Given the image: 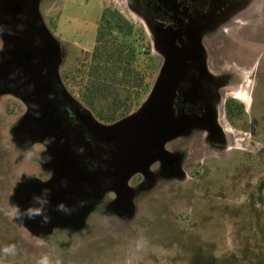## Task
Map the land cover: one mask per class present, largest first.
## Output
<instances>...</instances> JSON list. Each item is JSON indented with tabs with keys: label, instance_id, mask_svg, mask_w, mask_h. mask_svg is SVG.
<instances>
[{
	"label": "rangeland",
	"instance_id": "rangeland-1",
	"mask_svg": "<svg viewBox=\"0 0 264 264\" xmlns=\"http://www.w3.org/2000/svg\"><path fill=\"white\" fill-rule=\"evenodd\" d=\"M18 3V14L0 20V264H39L43 257L48 264H264V102L256 94L251 106L230 96L248 113L231 124L223 118L224 133L217 129L211 137L219 146L203 138V122L176 118L183 128L164 144L165 156L145 173L127 176L124 190L110 182L89 187L43 224L20 216L26 215V198L57 178L60 155L53 136L25 117L26 104L11 92L14 85L36 72L45 78L72 156L91 171L106 148L78 116L59 72L92 50L102 9L111 7L137 39V65L145 74L140 107L160 76L167 44L148 33L125 0ZM30 21L40 35L28 53L22 36ZM231 31L205 42V62L214 72L244 66L245 77L257 74L258 82L264 73V5L234 29L231 35L241 41L231 43ZM7 52L18 55L20 76L3 66ZM199 125L201 132L190 137Z\"/></svg>",
	"mask_w": 264,
	"mask_h": 264
},
{
	"label": "water",
	"instance_id": "water-1",
	"mask_svg": "<svg viewBox=\"0 0 264 264\" xmlns=\"http://www.w3.org/2000/svg\"><path fill=\"white\" fill-rule=\"evenodd\" d=\"M18 2L19 0H0V20L3 21L9 13L11 16L18 14V9L21 8ZM37 27L30 21L23 32L24 52L31 53L35 45L38 46L40 31ZM47 31L49 34L48 28ZM43 39L50 40L47 34ZM17 58L18 55L7 52L3 66L9 72L20 76L21 69L16 64ZM40 75L39 72L33 73L26 79L28 81H23V85H14L11 81L14 85L11 92L23 97L26 104L25 117L53 136L54 145L60 155L57 178L44 186L41 193L34 194L33 191L26 198L27 206L37 209H26V215L23 212L20 216L32 219L31 224L48 222L52 211L77 200L89 187L110 182L116 189L124 190L127 176L145 173L153 162L163 158L164 144L183 128L182 122H177L171 113L176 72L171 67V56L168 54L147 100L133 114L111 125L98 122L69 95L64 86L66 94L80 108L78 115L86 128L96 134L106 148L105 155L93 170H83L72 156L65 126L54 114L48 86L45 78ZM59 77L61 78L60 72Z\"/></svg>",
	"mask_w": 264,
	"mask_h": 264
},
{
	"label": "flooded vegetation",
	"instance_id": "flooded-vegetation-1",
	"mask_svg": "<svg viewBox=\"0 0 264 264\" xmlns=\"http://www.w3.org/2000/svg\"><path fill=\"white\" fill-rule=\"evenodd\" d=\"M263 5L264 0H125L124 7L145 24L148 33L164 39L167 44L166 55L171 56V67L176 72L170 105L172 116L201 125L203 122L205 130L202 136L208 144L219 146L211 137L217 129H222L224 133L223 118L228 124L232 123L227 113L230 96L242 101L250 100L251 106L256 94V101L264 102V73L257 82V74L253 79L251 74L245 77L244 66L236 63L231 65L232 69L223 67L216 72L211 71L210 64L203 57L205 42L211 43L230 30L232 36L236 33L234 29L258 14ZM236 36H232L231 43L241 41ZM195 53H198L197 56ZM212 68L216 69L213 65ZM243 111L248 113L246 108ZM25 112L26 107H23ZM201 125L196 126L198 128L190 137L201 132ZM226 139L228 143V135ZM226 147L227 151L229 145ZM135 177L142 178L141 175ZM26 209L37 208L27 206Z\"/></svg>",
	"mask_w": 264,
	"mask_h": 264
},
{
	"label": "trees",
	"instance_id": "trees-1",
	"mask_svg": "<svg viewBox=\"0 0 264 264\" xmlns=\"http://www.w3.org/2000/svg\"><path fill=\"white\" fill-rule=\"evenodd\" d=\"M131 37L130 42L121 38ZM132 25L117 10L104 7L95 44L60 73L69 95L100 123L111 125L139 107L145 74L137 65L138 47ZM228 119H245L238 102L227 105Z\"/></svg>",
	"mask_w": 264,
	"mask_h": 264
},
{
	"label": "clouds",
	"instance_id": "clouds-1",
	"mask_svg": "<svg viewBox=\"0 0 264 264\" xmlns=\"http://www.w3.org/2000/svg\"><path fill=\"white\" fill-rule=\"evenodd\" d=\"M39 264H48V259H47V257H43V258H41V260L39 261Z\"/></svg>",
	"mask_w": 264,
	"mask_h": 264
}]
</instances>
